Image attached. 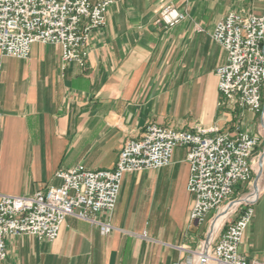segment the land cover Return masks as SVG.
Here are the masks:
<instances>
[{
  "label": "crops",
  "instance_id": "1",
  "mask_svg": "<svg viewBox=\"0 0 264 264\" xmlns=\"http://www.w3.org/2000/svg\"><path fill=\"white\" fill-rule=\"evenodd\" d=\"M170 1L187 18L166 27L159 18ZM241 2L118 0L93 30L84 66L63 67L55 44L33 43L26 59L0 53V195L45 191L60 184L58 171L78 164L112 169L125 142L149 123L231 135L261 130V115L222 102L216 75L227 53L212 31ZM187 152L177 147L170 165L124 176L110 233L68 216L55 241L7 237L0 264H172L187 257L207 238L210 221L205 228L190 223ZM262 174L239 248L248 264L264 263V163Z\"/></svg>",
  "mask_w": 264,
  "mask_h": 264
},
{
  "label": "built area",
  "instance_id": "2",
  "mask_svg": "<svg viewBox=\"0 0 264 264\" xmlns=\"http://www.w3.org/2000/svg\"><path fill=\"white\" fill-rule=\"evenodd\" d=\"M117 1L0 0V53L26 59L33 43L55 44L61 49L63 67L69 62L84 66L93 30L106 24L107 12ZM186 18L170 1L161 10L159 22L172 27ZM211 35L227 53L226 63L216 69L222 102L261 115L264 128V13L230 11L216 22ZM262 138L261 130L231 135L216 128L182 130L149 123L140 137L125 142L112 169L78 164L58 171L60 184L45 191L1 194L0 261L8 255L7 237L30 235L55 241L68 216L95 224L102 234L110 233L124 176L170 165L177 147L188 149L187 190L193 197L190 223H213L238 187L258 172L253 159ZM257 197L239 203L211 238L207 235L187 257L172 264H248L239 248L254 218ZM211 212L214 216H209ZM100 214L105 219L98 218ZM140 236L148 238L147 231Z\"/></svg>",
  "mask_w": 264,
  "mask_h": 264
},
{
  "label": "rangeland",
  "instance_id": "3",
  "mask_svg": "<svg viewBox=\"0 0 264 264\" xmlns=\"http://www.w3.org/2000/svg\"><path fill=\"white\" fill-rule=\"evenodd\" d=\"M241 3H242L241 8H238V11H243V12L252 11V12H255L257 14H259V13L263 14L264 13V0H242ZM261 131H262V134L264 137V130L262 128H261ZM263 152H264V142L260 145V150L257 152V155H259V153L261 154ZM255 178H256V172L253 175V179L249 183L242 185L241 187H238V189L232 195V197H231L232 199L230 200V203H233L236 201L238 202L240 200L241 201L244 200L243 198L245 196H247L255 188L254 187ZM258 193H259V191H258ZM258 193H257V195H258ZM224 206H226V204ZM211 214H212V212L209 214V216ZM212 216H214V213L212 214ZM206 224L207 223L203 224V228H205ZM212 224L213 223H211L210 221L207 224L209 237L211 235L210 233H211ZM216 230H217V228H216Z\"/></svg>",
  "mask_w": 264,
  "mask_h": 264
},
{
  "label": "bare ground",
  "instance_id": "4",
  "mask_svg": "<svg viewBox=\"0 0 264 264\" xmlns=\"http://www.w3.org/2000/svg\"><path fill=\"white\" fill-rule=\"evenodd\" d=\"M263 163H264V153L261 154L260 158L258 159V161H256V168L257 170L259 171L260 175H263L262 174V171H263ZM260 190V184L259 182H257V186H256V189L251 192L250 194H248L247 196H245L242 200V201H246V200H253L255 199L258 195V191ZM241 200L240 201H236V202H233V203H228L225 208L223 209V211L219 214V216L213 221V225H212V228H211V235H214L215 232L218 230L222 220L226 217V215L231 212L240 202H242ZM217 228V230H216ZM211 238V237H210Z\"/></svg>",
  "mask_w": 264,
  "mask_h": 264
},
{
  "label": "water",
  "instance_id": "5",
  "mask_svg": "<svg viewBox=\"0 0 264 264\" xmlns=\"http://www.w3.org/2000/svg\"><path fill=\"white\" fill-rule=\"evenodd\" d=\"M264 153V152H263ZM259 176H260V173H259V171L256 173V178H255V180H254V187H255V189H256V186H257V181H258V179H259Z\"/></svg>",
  "mask_w": 264,
  "mask_h": 264
}]
</instances>
